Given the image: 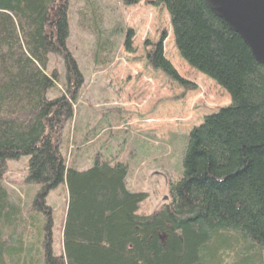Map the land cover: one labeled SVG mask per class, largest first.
<instances>
[{
  "label": "trees",
  "instance_id": "trees-1",
  "mask_svg": "<svg viewBox=\"0 0 264 264\" xmlns=\"http://www.w3.org/2000/svg\"><path fill=\"white\" fill-rule=\"evenodd\" d=\"M70 1L0 0V264H264V64L206 0L152 2L168 11L181 58L231 105L183 137V171L169 203L143 214L149 194L130 189L127 164L97 157L79 170L67 161L65 131L85 83L67 48ZM78 15L80 29L95 36L98 66L119 30L103 28L97 0H84ZM133 37L126 31L129 53ZM165 38L145 44L148 64L195 90L166 59ZM51 55L65 65L64 90L54 98L48 92L61 81L49 71ZM22 158L29 159L24 184L35 189L28 208L13 203L5 185L8 163ZM61 185L68 208L55 255L48 197Z\"/></svg>",
  "mask_w": 264,
  "mask_h": 264
},
{
  "label": "rangeland",
  "instance_id": "rangeland-1",
  "mask_svg": "<svg viewBox=\"0 0 264 264\" xmlns=\"http://www.w3.org/2000/svg\"><path fill=\"white\" fill-rule=\"evenodd\" d=\"M153 1L143 0L128 7L121 0H97L103 28L114 34L119 30L114 48L109 54L103 51V57L109 56L107 61L100 59L97 66L95 36L78 26V9L84 0H71V34L67 43L85 79L75 104V118L65 131L77 147L68 150L67 161L79 170L89 168H82V163L75 165L76 162L91 168L97 157L127 164L130 189L149 194L141 205L143 214H152L169 203L170 186L183 171V137L202 125L207 116L231 105L229 95L222 88L181 58L169 13L162 6H154ZM129 30L134 34L131 53L123 45ZM165 35L166 59L183 80L196 86L195 90L182 87L148 64L145 44L157 43ZM106 42L111 45L113 39ZM54 69L61 83L48 92L49 98L60 95L65 81L63 60L51 55L49 71ZM28 161V158L10 161L5 177L12 202L25 208L31 206L35 193L34 188L24 184ZM48 205L54 222L51 247L55 255H61L62 226L68 208L65 186H59L49 195Z\"/></svg>",
  "mask_w": 264,
  "mask_h": 264
},
{
  "label": "water",
  "instance_id": "water-1",
  "mask_svg": "<svg viewBox=\"0 0 264 264\" xmlns=\"http://www.w3.org/2000/svg\"><path fill=\"white\" fill-rule=\"evenodd\" d=\"M211 11L224 20L264 64V0H206Z\"/></svg>",
  "mask_w": 264,
  "mask_h": 264
},
{
  "label": "crops",
  "instance_id": "crops-1",
  "mask_svg": "<svg viewBox=\"0 0 264 264\" xmlns=\"http://www.w3.org/2000/svg\"><path fill=\"white\" fill-rule=\"evenodd\" d=\"M69 148H71V149H77V147L71 142V145H70V147ZM80 163H82V166H84V167H82V168H90V165H86V163H84L83 164V162H81V161H78V162H76V164L75 165H79ZM89 164H90V162H89ZM92 165V164H91ZM79 166H81V164L79 165ZM78 168V167H77Z\"/></svg>",
  "mask_w": 264,
  "mask_h": 264
}]
</instances>
